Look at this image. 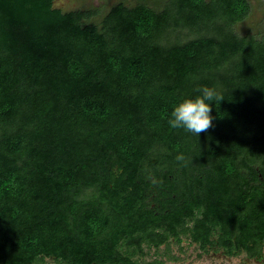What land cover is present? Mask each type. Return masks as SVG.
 I'll list each match as a JSON object with an SVG mask.
<instances>
[{
    "label": "trees",
    "instance_id": "16d2710c",
    "mask_svg": "<svg viewBox=\"0 0 264 264\" xmlns=\"http://www.w3.org/2000/svg\"><path fill=\"white\" fill-rule=\"evenodd\" d=\"M55 1L0 0V264H168L183 239L263 260L264 33L236 28L250 0ZM200 85L223 97L212 126L170 129Z\"/></svg>",
    "mask_w": 264,
    "mask_h": 264
},
{
    "label": "rangeland",
    "instance_id": "374dc122",
    "mask_svg": "<svg viewBox=\"0 0 264 264\" xmlns=\"http://www.w3.org/2000/svg\"><path fill=\"white\" fill-rule=\"evenodd\" d=\"M119 1H123L128 5H135L139 2L146 3L155 8H161L162 3L158 0H56L55 5L63 9H88L93 8L100 12V14L105 13L112 5ZM251 10L248 17L242 22L238 23L236 26L237 30L240 32H246L252 30L254 32L264 33V0H250ZM97 16V19L100 17ZM186 246V243H184ZM177 250L171 252L170 255H163V247H161L160 253L163 255L164 260L168 264H264L263 260H256L254 258H248L244 253L236 257L223 256L220 252L218 253H204L198 252L197 247L191 246L188 252H179L178 246ZM186 248V247H185ZM155 252H148L143 258L145 260H152L155 258ZM173 254L177 256L173 257ZM162 257V256H161ZM41 264V263H39ZM43 264H59L55 261H46Z\"/></svg>",
    "mask_w": 264,
    "mask_h": 264
},
{
    "label": "clouds",
    "instance_id": "9594fccd",
    "mask_svg": "<svg viewBox=\"0 0 264 264\" xmlns=\"http://www.w3.org/2000/svg\"><path fill=\"white\" fill-rule=\"evenodd\" d=\"M220 91L211 85H200L195 89L194 95H185L179 98L167 116V124L170 129H182L197 137L212 126L213 104L222 99ZM178 161L184 160V156L177 154Z\"/></svg>",
    "mask_w": 264,
    "mask_h": 264
},
{
    "label": "flooded vegetation",
    "instance_id": "af4514ba",
    "mask_svg": "<svg viewBox=\"0 0 264 264\" xmlns=\"http://www.w3.org/2000/svg\"><path fill=\"white\" fill-rule=\"evenodd\" d=\"M190 241L191 240H188V239L187 240H184L183 239L182 240V245L184 246L185 245L184 243H186V246H184V248H183L184 250H180L179 252H188V250L190 249L191 246L197 247L198 250H196V251H198V252H229L227 249H225L226 248L225 246L223 248H221V249L220 248H212V249L206 251L205 248H201L199 246L200 245L199 243H197V242H190ZM230 252H245V250L233 248L232 251H230ZM241 254H243V253H241ZM241 254H239V255H241ZM239 255H233L232 257H236V256H239ZM223 256H227V255L223 254ZM227 257H231V256H227Z\"/></svg>",
    "mask_w": 264,
    "mask_h": 264
}]
</instances>
